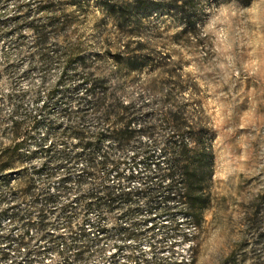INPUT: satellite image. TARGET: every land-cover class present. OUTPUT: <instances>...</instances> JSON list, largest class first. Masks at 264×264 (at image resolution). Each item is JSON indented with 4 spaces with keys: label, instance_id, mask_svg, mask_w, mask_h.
<instances>
[{
    "label": "rangeland",
    "instance_id": "rangeland-1",
    "mask_svg": "<svg viewBox=\"0 0 264 264\" xmlns=\"http://www.w3.org/2000/svg\"><path fill=\"white\" fill-rule=\"evenodd\" d=\"M0 0V264H264V0Z\"/></svg>",
    "mask_w": 264,
    "mask_h": 264
},
{
    "label": "clouds",
    "instance_id": "clouds-1",
    "mask_svg": "<svg viewBox=\"0 0 264 264\" xmlns=\"http://www.w3.org/2000/svg\"><path fill=\"white\" fill-rule=\"evenodd\" d=\"M255 4L245 9L236 5L235 0L232 3L221 4L219 7L209 9V18L202 26V35H211L213 38L220 32L221 27L224 25L226 18H235L247 14L250 18L255 16Z\"/></svg>",
    "mask_w": 264,
    "mask_h": 264
},
{
    "label": "trees",
    "instance_id": "trees-1",
    "mask_svg": "<svg viewBox=\"0 0 264 264\" xmlns=\"http://www.w3.org/2000/svg\"><path fill=\"white\" fill-rule=\"evenodd\" d=\"M143 5H146L148 8H153V3L152 2H149V1H140Z\"/></svg>",
    "mask_w": 264,
    "mask_h": 264
}]
</instances>
